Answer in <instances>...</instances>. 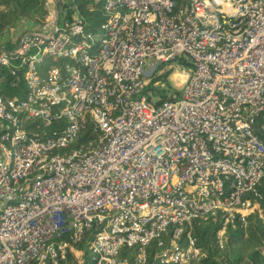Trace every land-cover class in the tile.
Listing matches in <instances>:
<instances>
[{
	"label": "built area",
	"instance_id": "built-area-1",
	"mask_svg": "<svg viewBox=\"0 0 264 264\" xmlns=\"http://www.w3.org/2000/svg\"><path fill=\"white\" fill-rule=\"evenodd\" d=\"M41 8L0 39V264H189L192 222L264 225V0Z\"/></svg>",
	"mask_w": 264,
	"mask_h": 264
},
{
	"label": "trees",
	"instance_id": "trees-1",
	"mask_svg": "<svg viewBox=\"0 0 264 264\" xmlns=\"http://www.w3.org/2000/svg\"><path fill=\"white\" fill-rule=\"evenodd\" d=\"M41 2L42 0H0V39L24 18L39 20L42 16ZM81 13L93 25L102 21L98 15L90 14L84 7L81 8ZM168 74L169 70L160 76L165 83ZM161 90L163 89H158V95H161ZM15 93L17 91L9 90L5 95L12 96ZM83 136L92 137L93 135L86 129ZM81 140L82 137H80ZM256 190L260 194L259 204L264 216V176L260 179ZM215 229L216 226L211 223L192 222V234L202 246L205 256L189 264H264V256L258 249L264 242V225L261 220L254 216L250 217L246 232L242 229L229 230L226 246L222 250L215 246ZM148 248V261H151L154 252L153 243ZM132 250L123 248L121 252L125 255V253H132Z\"/></svg>",
	"mask_w": 264,
	"mask_h": 264
},
{
	"label": "rangeland",
	"instance_id": "rangeland-1",
	"mask_svg": "<svg viewBox=\"0 0 264 264\" xmlns=\"http://www.w3.org/2000/svg\"><path fill=\"white\" fill-rule=\"evenodd\" d=\"M33 19V18H32ZM20 29H22V27H19L17 30H15V29H10V30H8V32H6V34H8L9 36H10V34H16V33H18V31L20 30ZM97 30H101L100 29V27L98 26V27H96V31L93 33V35L91 36V40H97L98 39V37H99V32L97 31ZM4 36V35H3ZM2 36V37H3ZM171 73H173V70H169V74H168V76H167V81H166V83H170L171 82V79H170V76H171ZM175 73V72H174ZM162 75V74H161ZM85 258L87 259V262H89V261H91L93 258H95V254L94 253H92V252H87L86 253V256H85Z\"/></svg>",
	"mask_w": 264,
	"mask_h": 264
},
{
	"label": "bare ground",
	"instance_id": "bare-ground-1",
	"mask_svg": "<svg viewBox=\"0 0 264 264\" xmlns=\"http://www.w3.org/2000/svg\"><path fill=\"white\" fill-rule=\"evenodd\" d=\"M177 76V75H176Z\"/></svg>",
	"mask_w": 264,
	"mask_h": 264
}]
</instances>
